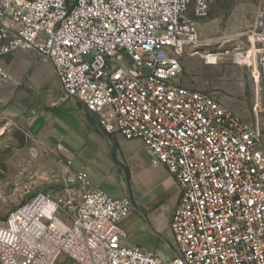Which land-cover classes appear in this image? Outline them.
<instances>
[{"label": "built area", "instance_id": "built-area-1", "mask_svg": "<svg viewBox=\"0 0 264 264\" xmlns=\"http://www.w3.org/2000/svg\"><path fill=\"white\" fill-rule=\"evenodd\" d=\"M211 0H0V58L47 59L63 98L109 135L140 140L177 189L170 257L128 245L117 222L128 195L84 168L59 193L38 192L0 220V264H264V148L257 123L179 81L185 55L230 43L251 60L264 101V4L239 31L202 38ZM217 51H206L207 62ZM0 63V89L10 80ZM70 166L72 161L66 160Z\"/></svg>", "mask_w": 264, "mask_h": 264}, {"label": "crops", "instance_id": "crops-1", "mask_svg": "<svg viewBox=\"0 0 264 264\" xmlns=\"http://www.w3.org/2000/svg\"><path fill=\"white\" fill-rule=\"evenodd\" d=\"M0 63L11 76L0 96L11 111L22 114L30 134L53 145L62 159H70L72 169L84 168L94 186L113 196L130 195L134 209L117 222L126 243L157 253L128 240L131 230L141 228L150 232L155 248L168 246L177 189L165 167L151 163L140 140L106 134L82 103L63 98L47 59L18 51L1 57Z\"/></svg>", "mask_w": 264, "mask_h": 264}, {"label": "rangeland", "instance_id": "rangeland-1", "mask_svg": "<svg viewBox=\"0 0 264 264\" xmlns=\"http://www.w3.org/2000/svg\"><path fill=\"white\" fill-rule=\"evenodd\" d=\"M259 4H264V0H211L207 17L197 20L201 37L235 32L249 26ZM230 45L224 43L183 56L179 81L186 87L210 92L244 120L257 123L264 148V101L255 94L251 60L235 50L224 52L231 48ZM206 51H217L215 63L205 60ZM8 104L0 96V220L38 192L59 193L74 171L53 145L30 134L22 114L11 111ZM128 240L156 249L163 259L170 257L172 239L167 238L168 246L155 248L150 232L140 228L131 230ZM56 264L77 263L61 256Z\"/></svg>", "mask_w": 264, "mask_h": 264}, {"label": "water", "instance_id": "water-1", "mask_svg": "<svg viewBox=\"0 0 264 264\" xmlns=\"http://www.w3.org/2000/svg\"><path fill=\"white\" fill-rule=\"evenodd\" d=\"M211 48H213V47H210L209 49H211Z\"/></svg>", "mask_w": 264, "mask_h": 264}]
</instances>
